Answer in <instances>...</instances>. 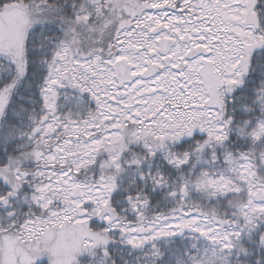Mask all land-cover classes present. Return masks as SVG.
Returning a JSON list of instances; mask_svg holds the SVG:
<instances>
[{
	"label": "snow or ice",
	"instance_id": "1",
	"mask_svg": "<svg viewBox=\"0 0 264 264\" xmlns=\"http://www.w3.org/2000/svg\"><path fill=\"white\" fill-rule=\"evenodd\" d=\"M0 264H264V0H0Z\"/></svg>",
	"mask_w": 264,
	"mask_h": 264
}]
</instances>
